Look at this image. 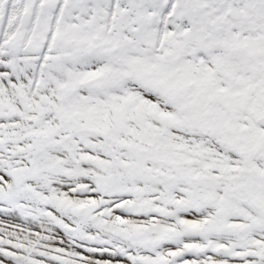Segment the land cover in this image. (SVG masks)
Masks as SVG:
<instances>
[{
  "label": "snow or ice",
  "instance_id": "1",
  "mask_svg": "<svg viewBox=\"0 0 264 264\" xmlns=\"http://www.w3.org/2000/svg\"><path fill=\"white\" fill-rule=\"evenodd\" d=\"M0 264H264V0H0Z\"/></svg>",
  "mask_w": 264,
  "mask_h": 264
}]
</instances>
